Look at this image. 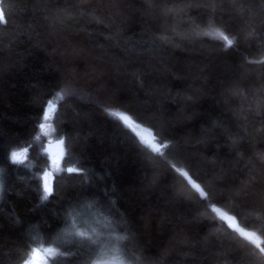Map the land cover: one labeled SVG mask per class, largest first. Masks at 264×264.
Here are the masks:
<instances>
[{"label":"trees","instance_id":"trees-1","mask_svg":"<svg viewBox=\"0 0 264 264\" xmlns=\"http://www.w3.org/2000/svg\"><path fill=\"white\" fill-rule=\"evenodd\" d=\"M0 13V264L46 245L47 264H91L93 246L64 235L89 207L130 264H264V0H0ZM45 114L65 152L46 198Z\"/></svg>","mask_w":264,"mask_h":264},{"label":"rangeland","instance_id":"rangeland-1","mask_svg":"<svg viewBox=\"0 0 264 264\" xmlns=\"http://www.w3.org/2000/svg\"><path fill=\"white\" fill-rule=\"evenodd\" d=\"M227 37V40H231L224 32L218 33V40L224 42L226 46L227 40L224 39V37ZM232 41V40H231ZM53 111V107L50 108V114ZM114 116L119 118V115H126L129 117L130 123L125 124L124 121H122L126 126L131 128L139 137L140 139L152 147V145H155V148L160 147V144L157 142L155 135L153 132L140 124H138L131 116H129L126 113L120 112V111H113L112 113ZM119 114V115H117ZM50 116H48L47 122L44 124L42 132L44 133L46 137L45 145L46 144H53L56 143V140L53 138V127L49 120ZM146 141H150V143H147ZM168 144L165 143L163 147L165 148ZM58 152L53 151V145L51 148L46 149L50 159H51V165L49 171H47L43 175V184L45 183V178H47V182L53 189V179L54 175L59 172L62 169V160L64 157V146L62 142H59L58 144ZM153 148V147H152ZM154 149V148H153ZM16 154L20 157V161H24L26 159V152L25 151H19L16 152ZM180 174L187 173L188 175L185 176L189 182L192 184V186L197 189L198 191L203 190L199 184L194 181L189 173L184 169H179ZM3 189V172L0 170V198L2 194ZM46 195V194H45ZM48 194L47 196H49ZM213 211L225 222H227L233 229L237 230L240 234L243 236L245 235V232L238 224L235 217H233L231 214L223 210L222 208L212 204L211 205ZM89 209H85L81 211L78 216H74L72 219V222L74 221L76 224L75 230H85L87 229L89 231V235L93 236V240L88 241L94 248V259L91 262V264H130L128 261L124 258L120 251V240L117 238L116 233L110 227L107 222L109 220L107 219V216L97 207H89ZM70 222V224L72 223ZM74 229L69 226L68 230L65 232V238L69 237V234H73ZM256 237V236H255ZM50 250V251H49ZM35 252L39 253L38 256L32 257L31 260L35 259L36 264H47L49 262V258L53 257L55 254V249L53 245H46L43 246V248H38L35 250Z\"/></svg>","mask_w":264,"mask_h":264},{"label":"snow or ice","instance_id":"snow-or-ice-1","mask_svg":"<svg viewBox=\"0 0 264 264\" xmlns=\"http://www.w3.org/2000/svg\"><path fill=\"white\" fill-rule=\"evenodd\" d=\"M5 19L6 18L4 17V15L2 13H0V21H5ZM224 39L227 40V37L225 36ZM227 44H228V46H231L232 41L231 40H227ZM117 115H119V114H117ZM45 118H47V114H45ZM119 119L122 120V121H124L125 124H129L130 123L129 117L126 116V115H119ZM146 142L147 143H150V141H146ZM152 147L154 148V150L159 151L158 148H155V145H152ZM12 159H13L14 162H19L20 161V157L16 153H13ZM73 171L74 170L72 168H68V172L69 173H71ZM183 175L187 176L188 174L187 173H184ZM43 191L46 194L45 195V198H46V196L48 194H51L52 191H53L52 187L47 182V178H45V183H44V186H43ZM205 195H206V193L203 190H201L200 191V196H205ZM74 211H75V208L74 207L69 210V213H68L69 217L72 216V213ZM70 227L74 229V235L78 239H80L81 241H84V240L91 241V240H93V236L92 235H89V231L87 229H85V230H75L76 229V224H75L74 221L70 224ZM38 255H39V253H37L35 251L33 252V257H36ZM24 264H36V260L35 259H33L31 261H27L26 260L24 262Z\"/></svg>","mask_w":264,"mask_h":264},{"label":"water","instance_id":"water-1","mask_svg":"<svg viewBox=\"0 0 264 264\" xmlns=\"http://www.w3.org/2000/svg\"><path fill=\"white\" fill-rule=\"evenodd\" d=\"M58 144H59V141H56V143H53V144H47L46 145V148L48 149V148H51L52 147V145H53V151L54 152H58L59 151V149H58ZM158 149H159V147H157ZM156 151V150H155ZM244 231V230H243ZM245 232V237L246 238H248L249 240H251L252 242H254V244H256L257 246H259V244H260V241H259V239L257 238V237H255L252 233H250V232H247V231H244Z\"/></svg>","mask_w":264,"mask_h":264}]
</instances>
